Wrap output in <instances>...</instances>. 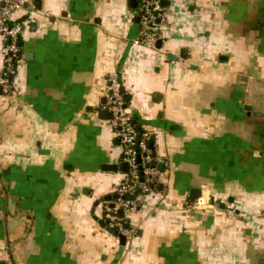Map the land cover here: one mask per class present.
I'll return each instance as SVG.
<instances>
[{"label":"crops","instance_id":"0c3cea01","mask_svg":"<svg viewBox=\"0 0 264 264\" xmlns=\"http://www.w3.org/2000/svg\"><path fill=\"white\" fill-rule=\"evenodd\" d=\"M38 5L0 88V264H264V0H170L157 48L134 43L130 0ZM112 70L160 160L130 237L103 214L126 173ZM194 187L215 206L192 208Z\"/></svg>","mask_w":264,"mask_h":264},{"label":"built area","instance_id":"2783aa9c","mask_svg":"<svg viewBox=\"0 0 264 264\" xmlns=\"http://www.w3.org/2000/svg\"><path fill=\"white\" fill-rule=\"evenodd\" d=\"M135 13L139 15V34L134 39L135 44H142L150 48H157L158 42L163 40L164 27L168 21L167 11L170 0H137ZM38 11L35 0H0V36L3 45L0 53L3 64L0 68V88L5 94H11L17 85L19 65L21 61V37L28 23ZM24 14L25 20H17L18 14ZM106 102L104 108L109 116L104 120L110 125L120 140L121 159L128 164L124 178L116 185L118 195L113 204L104 203V219L107 225L116 229L126 237L134 234L127 225L126 215L136 211L139 206V197L150 193L154 185L159 182L160 160L154 153L153 133L141 130L130 110V100L122 93L123 83L116 70L109 71L105 76ZM141 157V159H139ZM141 172L144 174L142 192L136 199L130 198L141 183ZM190 206L194 209L207 210L215 206L212 199L202 193L193 199ZM123 211L124 215L120 214ZM235 214L234 209H228ZM264 219V210L259 214Z\"/></svg>","mask_w":264,"mask_h":264},{"label":"water","instance_id":"95a60500","mask_svg":"<svg viewBox=\"0 0 264 264\" xmlns=\"http://www.w3.org/2000/svg\"><path fill=\"white\" fill-rule=\"evenodd\" d=\"M130 3H131V6L133 8L137 7V4H138L137 0H130ZM25 18L26 17L24 16L19 21H23V20H25ZM135 20L136 21H139V15H136L135 16ZM161 43H162L161 41L158 42V47L161 45ZM122 93H125V88L124 87H122ZM102 102L104 104L106 102V99L103 98L102 99ZM245 108L247 110H251L252 109V106L247 102V104L245 105ZM101 113H102V116L104 118H107L109 116V113H108V111L106 109L102 110ZM150 145H151V147H154V141H151ZM139 159H141V157ZM122 167H123V169L125 171L128 170V164L127 163H123L122 164ZM108 169H118V166L117 165H109ZM143 181H144V174H143V172H141V183L139 184V186L137 187V189L135 190V192L132 195H130V198L136 199L137 196L142 192ZM201 194H202L201 188L194 187L192 189V191H191L190 196H191V198L195 199V198L199 197ZM117 197H118V195L116 194L115 195V198H117ZM224 206H225L224 204L221 205V207H224ZM120 214L123 216L124 215L123 211H120ZM100 222L102 223V225H106V223L104 221H100ZM108 229H109V231H112V232L114 231L112 228H108Z\"/></svg>","mask_w":264,"mask_h":264},{"label":"trees","instance_id":"16d2710c","mask_svg":"<svg viewBox=\"0 0 264 264\" xmlns=\"http://www.w3.org/2000/svg\"><path fill=\"white\" fill-rule=\"evenodd\" d=\"M36 1V3H37V6H39L38 5V0H35ZM125 97L128 99V94H125ZM138 126V125H137ZM139 127V126H138ZM140 128V127H139ZM141 129V128H140ZM142 130V129H141ZM158 188V184L157 185H154V188L153 189H157ZM127 225H129V223H128V221H127V223H126Z\"/></svg>","mask_w":264,"mask_h":264}]
</instances>
